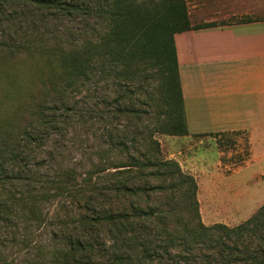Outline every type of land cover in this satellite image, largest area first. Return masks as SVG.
I'll use <instances>...</instances> for the list:
<instances>
[{
    "label": "trees",
    "instance_id": "obj_1",
    "mask_svg": "<svg viewBox=\"0 0 264 264\" xmlns=\"http://www.w3.org/2000/svg\"><path fill=\"white\" fill-rule=\"evenodd\" d=\"M152 1H155L152 9L160 5L161 18L151 16L152 10L148 5ZM36 11L41 15L37 16ZM10 19H22L32 30L37 23L46 27L52 20L71 19L79 30L75 33L83 40L81 44L66 48H60L57 44L53 48L41 46L35 50L37 58L42 60L39 72L44 70L56 100L49 106L42 104V101L32 107L27 103L24 106L22 101L12 104L16 108L14 118L25 109L34 114L35 118L29 117L25 121L31 129L25 127L17 131L7 116L0 114V229L27 231L55 225L57 230H52L53 240L60 232L62 244L46 251L53 264H154V259H161L163 253L168 260L162 262L158 259L157 264H219L220 259L225 260V264H264V203L248 219L234 227L198 223L199 230L191 234L192 237L203 235L211 242L210 236L217 229L225 238H233L231 244H227L223 240L225 238L214 239L218 243V250L212 257L205 256L204 260L183 255L178 250L172 254L170 248L176 247L172 244L174 236L170 230L158 225V222L167 219L165 211L137 206L142 197L147 200L150 193L163 192L172 187L177 190L185 187L187 195H190L187 199L190 206L195 205L196 201V186L192 178L185 175L176 162L156 158L158 142L153 139L155 132L188 134L174 35L208 25L191 26L186 0H0V23ZM6 30L8 28H2L3 32ZM87 35L94 38L87 39ZM157 50L155 58L160 68L157 91L167 88L168 93L160 91V95L153 97V93L146 92L149 100H157L156 109L165 107L164 111L157 110L163 113L159 125L144 128L143 149L136 148V138L130 139L133 145L131 149L141 156L139 160L130 154V147L124 140L129 126L118 120L124 115H131L133 119L135 115L147 113L134 103L126 104L124 101L128 95L142 91L139 82L150 65L149 61L152 62L150 56ZM9 51L8 56L15 53ZM39 72L37 74L42 75ZM17 77L15 66L0 65V79L6 80L0 83V113L10 105L8 100H16L20 88L24 87ZM105 80H111L115 86L113 96L105 92ZM80 87H86V92H91L85 97L91 99L87 108H76L74 102L66 104V90ZM143 104L148 105V101L145 100ZM43 110H48L49 114ZM83 111L106 121L103 132L104 139L109 142L103 148L102 140L100 149L95 151L96 155L113 149L128 153L131 163L108 162L104 168L113 169L108 174L111 177L107 178L110 181L108 184L92 181L93 173L88 169L79 182L76 181L77 173L71 170L65 168L60 174L58 168L50 164L54 159L52 149L48 151V157H35L37 149L58 134L63 125L66 126L68 118ZM134 119L139 120L138 117ZM237 132L240 131H234ZM134 133L141 135L142 131L138 128ZM117 136L120 138H115ZM42 166L46 167V171H42ZM91 167L96 166L92 164ZM145 169H148L146 175L172 174L179 178L169 187L165 184H128L134 179V174L143 175ZM61 176L64 180L60 179ZM88 191H98L102 201L112 203L116 202L115 198H120L122 203L117 210L115 206L109 210L103 204L96 208L93 206L94 198L86 194ZM51 200H67L68 204H74V214L71 212L69 216L56 211L52 215L49 211H43L41 204ZM98 228L106 229L105 233L112 240L110 245L104 242V232ZM162 235L165 236L164 241L160 239ZM184 236L181 238L183 241ZM21 241L25 242L24 238ZM150 242L153 245H149Z\"/></svg>",
    "mask_w": 264,
    "mask_h": 264
},
{
    "label": "rangeland",
    "instance_id": "obj_2",
    "mask_svg": "<svg viewBox=\"0 0 264 264\" xmlns=\"http://www.w3.org/2000/svg\"><path fill=\"white\" fill-rule=\"evenodd\" d=\"M154 4L155 1H152L148 5L152 10L151 16L161 18V7L155 5V8L152 9ZM186 4L191 26L217 25L216 22L199 21L194 12L190 13L187 0ZM35 13L38 14L37 16L41 15L39 11ZM76 27V22L71 19L52 20L46 27L37 23L36 28L33 30L28 28L27 22H22V19H10L5 20L2 24L0 23V65L4 67L15 66L17 79L21 84H24V87L20 88L21 91H19L16 100H8L10 105L0 113L7 116L15 130L21 131L28 127L29 123L25 121L29 117L33 119L35 116L28 112L29 109H25L18 113L17 118H14L13 113H16V108L12 104L22 101L24 106L27 103L32 107L33 104L42 101V104L49 106L56 100V95L50 88L44 70L39 72L42 60L37 58V51L35 50L41 48V46L53 48L58 44L60 48H66L74 46V44H81L83 39L75 33V31H79ZM2 28H8V30L3 32ZM93 38L91 35H87V39ZM24 42L26 43L22 46ZM9 50L15 53L8 56ZM156 54H158V50L150 56L152 62L149 61L150 65L143 72V78L139 82L142 91H137L131 96L128 95L124 101L126 104L134 103L137 107L147 110V113L135 115L139 120L134 119L135 117L131 119V115H124L118 120L119 123L129 126L124 140L130 147V154L135 155L139 160H141V156L139 152L131 149L133 145L130 139L131 137L136 138L138 142L136 148L138 150L143 149L142 140L146 136L144 128L158 126L163 113H159L157 110L163 109L164 111L165 107L156 109L157 100L154 98L149 100L150 96L146 92L153 93V97L160 95L158 94L160 91L168 93L167 88L157 91L156 83L160 68L155 58ZM37 69L42 75L37 74ZM146 75L148 79L145 80ZM5 81V78L0 79V83ZM88 83L90 84V82ZM103 85L107 86L105 92L113 96L115 86L111 84V80H105ZM134 86L136 85L134 84ZM85 89L86 87H80L77 90L68 88L65 92L66 104L71 105L74 102L76 108H87L91 99L85 97H88L91 92L88 93ZM145 100L148 101V105L143 104ZM43 112L49 114L48 110H43ZM67 120L66 126L63 125L61 131L57 132L58 134H54L46 141V147L42 146L37 149L36 158L48 157V151L52 149L54 159L50 161V164L56 166L60 174L65 168L68 171L71 170V172L77 173L76 181L79 182L83 173L88 169L93 173L91 174L92 181L106 184L110 183L107 178L111 179L108 174L113 171V169L104 170L108 162L123 161L128 164L131 163L127 157V152L122 153L113 149L109 152L103 151L101 155L95 154V151L100 149L99 144L102 140H104L103 148L107 147L109 142V140L104 139L105 119L102 120L98 115L83 111L74 114ZM166 123L171 125L169 121ZM138 128L142 131L141 135L134 133V130ZM28 129L31 128L28 127ZM115 138H120V136ZM153 139L158 142V152L155 153L156 158L176 162L180 170L192 178L196 186L194 195L196 201L195 205L190 206L187 200L190 195H187L188 191L185 187H182V190L172 187L163 192L150 193L147 200L142 197L137 206L142 209L151 207L156 211H165L164 215L167 216V219L161 223L158 222V225L160 228L165 227L170 230V233L174 236L172 244H175L176 247L170 248L172 254L174 250H178L183 255L196 256L201 260H204L205 256L208 255L214 256L218 250V247H216L218 243H215L214 239L225 238L220 230H214V233L210 236V240H213L211 242L203 235L196 237L193 235V238L191 234L198 232L199 227L197 224L200 222L205 226L223 224L227 227H234L248 219L264 203V162L253 158L248 144V136L241 131L237 133L191 135L190 137L188 134L172 135L155 132ZM92 164L96 167H91ZM133 170L135 171L134 168ZM42 171H46L45 166H42ZM147 171L148 169H145L143 175L134 174V179L128 181V184L131 186L137 184L141 186L145 184H165L169 187L172 182H177L179 178L172 174L164 176L146 175L145 172ZM62 177L60 179L64 180ZM86 194L94 198V204H92L96 208L103 204L109 210L113 206L117 210L122 203L120 198H115L116 202L112 201V203L111 201H102L99 198L98 191H88ZM77 196H79V193H77ZM75 208L76 206L68 204L67 200L61 202L51 200L41 204V209L49 211L52 215L57 211L60 214L70 216L74 214ZM185 227L188 228L183 233V230H186ZM52 230H57L55 225L30 228L27 231L23 229L16 231L0 229V264H53L50 255H47L46 251L52 246L62 244V238H60L62 234L59 232L58 237L53 240ZM99 230L104 232V242L110 245L112 240L109 239L108 233H105L106 229ZM183 236L184 241L181 239ZM23 238L25 242L21 241ZM160 239L164 241L165 236L162 235ZM223 240L227 244L233 242V238ZM210 244L214 246L209 247ZM149 245L153 244L150 242ZM158 259L160 258L156 257L154 259V264L159 262ZM160 260L164 262L168 260V256L163 253ZM220 260L222 261L219 264L226 263L225 260Z\"/></svg>",
    "mask_w": 264,
    "mask_h": 264
},
{
    "label": "crops",
    "instance_id": "obj_3",
    "mask_svg": "<svg viewBox=\"0 0 264 264\" xmlns=\"http://www.w3.org/2000/svg\"><path fill=\"white\" fill-rule=\"evenodd\" d=\"M187 2L217 23L174 35L188 135L245 132L264 162V0Z\"/></svg>",
    "mask_w": 264,
    "mask_h": 264
}]
</instances>
